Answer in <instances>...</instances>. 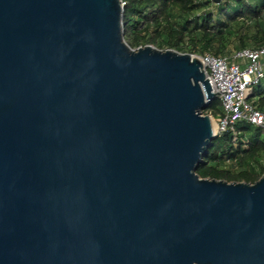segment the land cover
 Returning <instances> with one entry per match:
<instances>
[{
    "label": "water",
    "instance_id": "obj_1",
    "mask_svg": "<svg viewBox=\"0 0 264 264\" xmlns=\"http://www.w3.org/2000/svg\"><path fill=\"white\" fill-rule=\"evenodd\" d=\"M122 12L0 0V264H264V173H196L202 63L129 47Z\"/></svg>",
    "mask_w": 264,
    "mask_h": 264
},
{
    "label": "trees",
    "instance_id": "obj_2",
    "mask_svg": "<svg viewBox=\"0 0 264 264\" xmlns=\"http://www.w3.org/2000/svg\"><path fill=\"white\" fill-rule=\"evenodd\" d=\"M122 23L124 41L134 49L152 45L198 56H228L264 44V0H124ZM233 39L236 45L229 50ZM247 99L264 113V78L251 86ZM210 108L214 117L220 114L217 97L205 110ZM260 158L264 128L241 120L217 133L196 173L253 183L264 173Z\"/></svg>",
    "mask_w": 264,
    "mask_h": 264
},
{
    "label": "built area",
    "instance_id": "obj_3",
    "mask_svg": "<svg viewBox=\"0 0 264 264\" xmlns=\"http://www.w3.org/2000/svg\"><path fill=\"white\" fill-rule=\"evenodd\" d=\"M190 55L200 60L211 91L220 100L216 133L241 120L264 128V113L247 99L251 86L264 78V44L234 50L228 56Z\"/></svg>",
    "mask_w": 264,
    "mask_h": 264
},
{
    "label": "rangeland",
    "instance_id": "obj_4",
    "mask_svg": "<svg viewBox=\"0 0 264 264\" xmlns=\"http://www.w3.org/2000/svg\"><path fill=\"white\" fill-rule=\"evenodd\" d=\"M214 11H215V9H214ZM232 41L233 42H231V45H230L229 50H233L234 49V46L236 45L235 40L233 39ZM203 111H204L203 114L208 115L210 117V120H213V122L215 124V130H214V132H216V120H215V117L211 113V108L209 110H203ZM260 161L262 163H264V158H260ZM226 165L227 166H230L232 168H235V165H232L231 163H227Z\"/></svg>",
    "mask_w": 264,
    "mask_h": 264
},
{
    "label": "bare ground",
    "instance_id": "obj_5",
    "mask_svg": "<svg viewBox=\"0 0 264 264\" xmlns=\"http://www.w3.org/2000/svg\"><path fill=\"white\" fill-rule=\"evenodd\" d=\"M210 122H211L212 130L214 131L215 130V124H214L213 120H210Z\"/></svg>",
    "mask_w": 264,
    "mask_h": 264
}]
</instances>
